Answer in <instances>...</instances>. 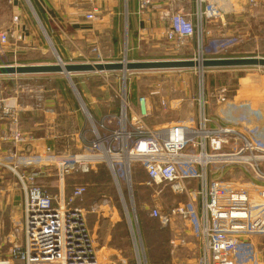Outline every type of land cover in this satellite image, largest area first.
<instances>
[{"label": "rangeland", "instance_id": "1", "mask_svg": "<svg viewBox=\"0 0 264 264\" xmlns=\"http://www.w3.org/2000/svg\"><path fill=\"white\" fill-rule=\"evenodd\" d=\"M35 2L36 0H0V29L10 27L18 7H22V16L25 17H22L24 19L21 20L23 23L21 26L28 25L30 28L33 25L44 43L43 47L39 48L36 40L33 39L24 44V51H20L22 39L16 38L17 34L11 32V43L0 48V62L44 60L52 64L60 61L62 65L63 63L264 56V19L257 17L249 18V23H246L245 20L244 22L239 21L240 28L248 27L240 29L239 34L236 32L235 35L230 36L210 37L205 32L204 38L195 37L184 45L177 38L171 40L165 36L152 39L151 35L150 37L146 35L141 41H138L137 47L134 48L130 39L131 30L127 19L129 9L126 3L123 15L127 21L124 22L120 33H118L122 38L120 48V45L119 47L113 46L110 29L104 30L100 34L95 32L92 34L95 39H90L88 42L85 40L87 43L79 40L77 44L69 41L61 32V35L56 32L50 34L45 21H42L39 16L38 6ZM94 6L96 5L88 3L85 9H91L94 12ZM94 14L96 24L104 22L107 17L105 11ZM193 17L196 18L195 14ZM18 33L20 34V31ZM56 36L65 40L60 48L56 42ZM15 47L18 48L14 52ZM78 51L80 52L78 53ZM257 68L262 67L240 69L206 67L204 70L189 67L172 70L139 72L122 70L72 75H67L64 72L38 73L46 75L47 78L40 79L38 83H28L33 84V87L42 84L43 87L49 89L52 86L64 88V91L62 90L63 102L66 93L70 100H74L80 106L81 113L86 115V119L82 118L83 123L79 120V126L74 118L68 117V124L57 128V133L62 134L58 141L61 151L57 154H69V159L74 160L72 157L74 154L90 153L91 149L85 148L84 144H88L92 140L93 123L97 124L99 129L103 122L107 124L106 129L108 127L118 128L119 119L123 120L125 114L123 100L138 111L141 107L140 99L146 98L151 112L146 118L150 127L180 121V119L198 122V112L204 102L207 103L206 112L212 115L219 108L217 100L223 95L229 94L241 83L246 82L245 78H249L255 83L259 81V75L252 71ZM262 69L264 70V68ZM0 78H5V75ZM5 81L0 79V90L3 96L7 97L11 86ZM47 88L40 94L43 93V97L45 94L46 98H49L53 92L46 90ZM251 107H253L251 103H243L241 106L226 103L221 109V113L218 110V115L212 116L217 121L240 129L243 128L252 138L264 141L263 127L255 125V119L261 120L262 116L259 111H252ZM109 114L115 118L110 123L106 119ZM128 116H130L129 112ZM79 127L80 133L75 134ZM57 154L35 157L34 163L24 166L28 170L34 169L40 172L38 183L44 186L48 183L52 190H56L55 192H58L57 187L60 182L59 166L54 158ZM102 164H105L106 167L108 165L105 161H97L91 163L87 170H82L79 162L74 164L70 162L67 166L69 172L64 177L65 194L68 197L71 196L75 186L81 185L86 188L85 194L78 198L74 205L85 209L101 263L200 264V244L196 246L197 238L187 234L186 231L182 232L184 229H182L181 223H186L184 220L174 226V229L177 230L175 233V231L161 226L162 223L159 219L151 216V210L155 206L162 212H167L173 205L185 201L186 198L175 194L168 184L147 185V173L138 165L132 168L131 184L127 185L123 179H120V186L123 190V194H121L111 171H108L107 174L102 170L100 166ZM262 166L264 167V162ZM211 168L214 177L228 178L239 183L255 180L257 183L264 184V178H258L253 169L244 163L234 161L225 163V165H213ZM20 169L18 170L16 167L17 171L23 172L22 168ZM9 173L7 180L15 185L16 193L13 197L14 200L6 210L0 208V263L9 260L18 263L17 258L13 257L14 249L25 243L26 223L22 206L24 205L25 192L20 187L18 174L14 171ZM1 194L0 191V196ZM127 209H129V213H126ZM144 225L152 226L147 232ZM132 230L135 231V239L132 236ZM238 251L237 260L240 264H264V235L244 236Z\"/></svg>", "mask_w": 264, "mask_h": 264}, {"label": "built area", "instance_id": "2", "mask_svg": "<svg viewBox=\"0 0 264 264\" xmlns=\"http://www.w3.org/2000/svg\"><path fill=\"white\" fill-rule=\"evenodd\" d=\"M144 1L147 6L153 0ZM247 1L251 6L259 2ZM196 2V19L179 11L165 15L169 18L167 38H177L184 45L192 38H204L205 32L209 34L204 27L208 0ZM22 15L18 7L12 27L0 29V48L11 43V32L19 37ZM85 17L94 20L95 14L89 11ZM140 102L141 107L136 111L123 100L125 114L116 129H106L104 122L99 129L92 121V140L84 144L91 149L90 153L74 154V160H59L61 155L56 156L60 171L58 192L38 183L37 170L19 172L12 168L25 192V243L14 249L13 257L18 263L9 260L0 264H102L85 209L74 205L86 188L75 186L68 197L64 183L70 162H79L82 170H87L97 161L107 162L121 194L120 179L131 184L132 168L138 165L147 173V185L165 183L175 194L185 196V201L176 203L167 212L155 206L151 216L163 226L179 219L192 223L200 239V264H240L237 255L244 236L264 235V184L214 177L211 167L235 161L247 164L258 178H264V143H257L236 126L225 122L213 124L205 109L206 102L198 112V122L174 121L157 127L147 124L146 118L151 113L147 99L141 98ZM0 113L8 120L13 139L22 142L19 110L1 90ZM106 119L110 123L115 118L109 114ZM192 180L196 185H190ZM132 236L136 238L134 230Z\"/></svg>", "mask_w": 264, "mask_h": 264}, {"label": "crops", "instance_id": "3", "mask_svg": "<svg viewBox=\"0 0 264 264\" xmlns=\"http://www.w3.org/2000/svg\"><path fill=\"white\" fill-rule=\"evenodd\" d=\"M88 3L96 5L93 8V13L106 12L107 17L104 22H97L96 24L94 20L86 19L87 12L91 11V9H85ZM126 3L129 9L127 19L131 30L130 39L134 48L137 47L138 41H141L146 35L149 37L151 35L152 39L166 36L165 31L169 25V18L165 16L166 14L179 11L193 17V14L196 15L198 9L196 0H153L147 6L144 0H94L92 3L88 0H36L35 2L38 7L44 9L43 21H45L50 34L61 32L69 41L77 44L79 40L88 42L90 39H95L92 35L95 32L100 34L102 31L110 29L113 46L119 47L120 45V48L122 38L118 33H120L124 22L126 23L127 21L123 15ZM206 6L205 29L210 37L230 36L235 35L236 32L239 34L240 29L248 28L244 26L240 28L239 21L244 22L245 20L246 23H249V18L264 19L262 17L264 16V0H259L258 5L255 6H251L247 0H208ZM21 9L23 11L22 7ZM193 19L196 18L193 17ZM18 38L22 39L20 51H24V44L29 43L33 39L36 40L39 48H42L44 44L43 39L37 34L33 25L30 28L28 25L21 26ZM62 39L57 37L56 42L59 48L63 46V41H65ZM17 48L15 47L13 51L15 52ZM116 52L118 53V51ZM21 64L38 65L52 63L44 60L38 62H0L1 66ZM252 71L256 72L254 74L259 75V81L255 83L251 79L245 78L246 82L241 83L235 89H232L229 94H225L217 100L218 110L221 113V109L226 103L236 106H241L243 103H251L256 108L251 107L252 111H259L262 116L261 120L257 121L255 119V125L262 126L264 129V70L257 68L252 69ZM46 78V75L39 74L5 75V78H0L3 81L6 80L7 82H5L11 86L7 97L19 110V129L23 135V141L16 142L13 139L8 120H5L0 113V191L2 193L0 196V208H4V210H6L8 205H11L16 193L15 185L7 180L9 172L13 171L12 168L17 167L18 170L20 168L23 171L28 170L24 166L34 162H26L25 158L44 157L60 153L58 141L62 134L57 133V128H60L63 124H68L67 120L69 118H74L78 126L79 120L83 123L82 118L86 119V115L81 113L80 106L74 100H70L66 93L64 94L63 102L64 88L52 86L49 89L43 87L42 84H38V87H33V84L28 83H38L40 79ZM45 88L48 91L50 90L51 93L53 92L52 95H49V98H46L45 94L43 97V93L40 94V92H45ZM217 111L215 110V115H218ZM214 114L212 113L213 116H215ZM208 115L212 117L213 124L223 123L217 121L212 115ZM250 118L252 119V117ZM180 121L184 120L180 119ZM85 122L87 123V121ZM78 129L75 134L80 133V127ZM241 129L246 132L245 129ZM254 140L257 143H264L261 140ZM45 187L52 190L48 183ZM180 222L181 219L174 224L168 226L161 224V226L177 233L174 226L180 224ZM187 222L181 223L183 225L182 229H184L182 232L186 231L187 234L195 236L197 238L195 245L197 246V244H200V239L196 233V227L192 223Z\"/></svg>", "mask_w": 264, "mask_h": 264}, {"label": "water", "instance_id": "4", "mask_svg": "<svg viewBox=\"0 0 264 264\" xmlns=\"http://www.w3.org/2000/svg\"><path fill=\"white\" fill-rule=\"evenodd\" d=\"M198 68L200 70L209 68H264V56H222L206 57L204 59H172V60H139L125 62H105V63H63L38 64V65H0V76L55 73L64 72L67 75L105 73V71H156Z\"/></svg>", "mask_w": 264, "mask_h": 264}, {"label": "trees", "instance_id": "5", "mask_svg": "<svg viewBox=\"0 0 264 264\" xmlns=\"http://www.w3.org/2000/svg\"><path fill=\"white\" fill-rule=\"evenodd\" d=\"M38 10H39V16H40V18H41L42 21H43L44 14H45L44 9H43L42 7H38ZM100 166L102 167V170H104V171L108 174V171H110V170L108 169V167H106L105 164H102V165H100ZM190 185H196V181H195V180H192V182H191ZM180 197H181V196H180ZM184 197H185V196H184ZM181 198H183V196H182ZM144 226H145V229H146V231H147L152 225H144ZM147 232H148V231H147ZM145 235L147 236L146 232H145Z\"/></svg>", "mask_w": 264, "mask_h": 264}, {"label": "bare ground", "instance_id": "6", "mask_svg": "<svg viewBox=\"0 0 264 264\" xmlns=\"http://www.w3.org/2000/svg\"><path fill=\"white\" fill-rule=\"evenodd\" d=\"M57 155H61V157H59L60 159L59 160H63L64 158H70V155L69 154H57ZM58 157V156H57ZM57 157H54V158H56L57 159ZM116 157H118L119 158V156H115V158ZM82 158H84V157H82ZM55 159V160H56ZM25 160H26V162H34L35 161V158H25ZM57 161V160H56Z\"/></svg>", "mask_w": 264, "mask_h": 264}]
</instances>
